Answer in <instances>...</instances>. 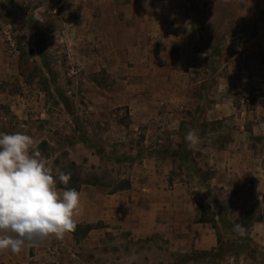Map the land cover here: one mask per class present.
<instances>
[{
	"label": "rangeland",
	"instance_id": "rangeland-1",
	"mask_svg": "<svg viewBox=\"0 0 264 264\" xmlns=\"http://www.w3.org/2000/svg\"><path fill=\"white\" fill-rule=\"evenodd\" d=\"M115 2V7L120 2L141 7L137 1ZM167 4L187 17L196 15L198 44L178 47L148 31L141 59L140 46L98 47L96 34L77 23L96 8L94 0H0V132L32 136V148L53 169L71 174L67 187H91L95 192L86 194L91 199L121 191L141 157L162 147L160 157L170 164L167 179L176 184L172 189L183 190L186 205L197 217L202 214L206 224L198 225L213 228L216 245L189 249L179 239L175 248L168 238H133L97 221L78 239L72 233L62 240L52 235L61 249L58 260L41 254L23 264H264V249L249 235L253 222L262 218L264 193L234 189L238 182H228L224 160L225 143L245 123L241 110L225 106V93L241 91L229 89L236 83L225 72L237 65V41L264 35V0ZM169 55L173 68L166 60V74H160L158 63ZM247 97L235 98L239 109L242 104L252 108L251 100L249 105L242 101ZM189 130L199 136L194 148L185 140ZM181 142L201 176L195 178L193 169L171 156ZM62 185L57 180L61 191ZM236 224L244 227L246 239L233 230Z\"/></svg>",
	"mask_w": 264,
	"mask_h": 264
},
{
	"label": "crops",
	"instance_id": "crops-1",
	"mask_svg": "<svg viewBox=\"0 0 264 264\" xmlns=\"http://www.w3.org/2000/svg\"><path fill=\"white\" fill-rule=\"evenodd\" d=\"M136 1L141 2V7L126 8L122 2L115 7V0H94L96 8L91 14H81L76 19L77 23L96 34L94 42L98 47L136 49L140 46L138 49L143 51L141 59H144V50H147L143 45L148 31L152 32L151 36L161 33L163 41L173 40L178 47L186 42L197 46L196 15L190 14L187 17L184 12L174 11L171 4H167L171 0H131ZM159 5L162 7L159 8ZM258 36L253 40L245 41L243 37L237 41L241 43L238 47L240 52L234 61L237 65L231 72H225L227 79L231 77L236 83V87L228 84L229 89L234 92L241 90L237 95L225 93V106L232 112L238 109L241 114H245V123L239 124L236 134L225 143V176L231 177L227 179L228 182L232 179L231 184H234L233 179L238 182L234 189L239 193L245 189H253L258 194L264 193V35L260 33ZM166 60L173 68L174 56H165L158 63L160 74H166ZM167 79L166 75L161 80ZM238 95L248 96L252 101L250 110H245L243 104V108L239 109L235 100ZM136 164L137 172L133 175L130 186L110 194L109 197L96 195L93 199L86 198L87 193L95 192L91 187L78 191L80 203L73 215L76 224L102 221L106 228L116 226L128 231L133 238H168L175 248H180L179 239L189 244V249H210L215 246L213 228L209 230L207 226L199 227L198 224L206 223L195 220L197 213L186 205L181 194L183 190L172 189L176 184L171 186L167 179L170 172L169 160L147 153ZM166 186L171 190L166 189ZM225 187L231 188L228 185ZM178 195L183 197L179 198ZM91 208L93 210L90 212ZM261 215V220H256L251 225L249 235L264 249V210ZM204 230H209V234L205 232L203 236ZM4 234L0 230V236ZM51 237L52 235L43 240L34 238L36 242L32 246H25L18 254L0 250V264H23L35 260L41 254L58 260L61 249L58 250L53 245L56 243Z\"/></svg>",
	"mask_w": 264,
	"mask_h": 264
},
{
	"label": "clouds",
	"instance_id": "clouds-1",
	"mask_svg": "<svg viewBox=\"0 0 264 264\" xmlns=\"http://www.w3.org/2000/svg\"><path fill=\"white\" fill-rule=\"evenodd\" d=\"M185 140L194 148L199 136L189 130ZM33 144L26 132H0V230L5 233L0 236V250L14 254L32 246L34 238L54 235L62 240L77 227L73 215L80 193L75 188H57V180L67 186L71 174L53 169ZM233 230L245 233L240 224Z\"/></svg>",
	"mask_w": 264,
	"mask_h": 264
},
{
	"label": "trees",
	"instance_id": "trees-1",
	"mask_svg": "<svg viewBox=\"0 0 264 264\" xmlns=\"http://www.w3.org/2000/svg\"><path fill=\"white\" fill-rule=\"evenodd\" d=\"M162 147L157 149V150H154L152 152H149L150 154L152 155H156L158 157H160L161 153H162ZM171 156H173V159L175 160H178L179 163L183 166L186 167V169H193L195 172H194V176L195 178H197L198 176H201V170L200 168H198L196 165H195V162L193 161L192 159V153L191 151L186 147V148H183L182 147V142L179 143L177 145V148L174 149V151H171ZM165 155H162L161 157H164ZM130 186V183L127 182V185H125V187H122V189H125V188H128ZM61 188H64L67 187L65 185H62V186H59ZM67 188H70V187H67ZM72 188V186H71ZM261 220L260 217L257 218V221ZM197 222H206V220H203L202 219V214L199 215V217H197L196 219ZM239 221V220H238ZM97 227L96 224H91V223H87V224H77V227L75 229V231L73 232H70L73 234V236L75 237V239H78L79 236L83 237V236H86L87 233L93 229ZM243 237H245L246 239V235L244 234ZM249 239V238H247ZM250 240V239H249Z\"/></svg>",
	"mask_w": 264,
	"mask_h": 264
},
{
	"label": "built area",
	"instance_id": "built-area-1",
	"mask_svg": "<svg viewBox=\"0 0 264 264\" xmlns=\"http://www.w3.org/2000/svg\"><path fill=\"white\" fill-rule=\"evenodd\" d=\"M243 102H244L245 104L249 105V104H250V99H249V98H244V99H243ZM52 252H54V251H52Z\"/></svg>",
	"mask_w": 264,
	"mask_h": 264
}]
</instances>
